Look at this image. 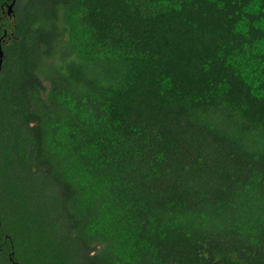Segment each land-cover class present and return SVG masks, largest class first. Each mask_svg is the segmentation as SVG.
<instances>
[{
    "label": "trees",
    "instance_id": "16d2710c",
    "mask_svg": "<svg viewBox=\"0 0 264 264\" xmlns=\"http://www.w3.org/2000/svg\"><path fill=\"white\" fill-rule=\"evenodd\" d=\"M9 1L0 264H264V0Z\"/></svg>",
    "mask_w": 264,
    "mask_h": 264
},
{
    "label": "water",
    "instance_id": "95a60500",
    "mask_svg": "<svg viewBox=\"0 0 264 264\" xmlns=\"http://www.w3.org/2000/svg\"><path fill=\"white\" fill-rule=\"evenodd\" d=\"M14 2L15 0H10L9 2L6 3V8L2 10L3 14L8 15L9 18H12ZM3 34H5V31ZM3 56H4V51L2 49L1 37H0V68H1L2 61H3Z\"/></svg>",
    "mask_w": 264,
    "mask_h": 264
},
{
    "label": "rangeland",
    "instance_id": "374dc122",
    "mask_svg": "<svg viewBox=\"0 0 264 264\" xmlns=\"http://www.w3.org/2000/svg\"><path fill=\"white\" fill-rule=\"evenodd\" d=\"M20 1L22 2V0H20ZM23 1H25V0H23ZM22 3H23V2H22ZM7 18L12 22V18H9V17H7ZM0 170H1V168H0ZM3 179H6V177H4L3 174H2L1 179H0V182H1Z\"/></svg>",
    "mask_w": 264,
    "mask_h": 264
},
{
    "label": "flooded vegetation",
    "instance_id": "af4514ba",
    "mask_svg": "<svg viewBox=\"0 0 264 264\" xmlns=\"http://www.w3.org/2000/svg\"><path fill=\"white\" fill-rule=\"evenodd\" d=\"M6 7V6H5ZM2 14H3V12H2ZM3 15H6V14H3ZM8 16V15H7ZM12 16H13V14H12Z\"/></svg>",
    "mask_w": 264,
    "mask_h": 264
}]
</instances>
